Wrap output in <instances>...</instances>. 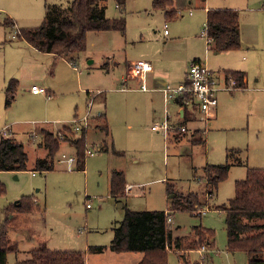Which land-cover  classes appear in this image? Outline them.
Instances as JSON below:
<instances>
[{"label": "rangeland", "instance_id": "obj_1", "mask_svg": "<svg viewBox=\"0 0 264 264\" xmlns=\"http://www.w3.org/2000/svg\"><path fill=\"white\" fill-rule=\"evenodd\" d=\"M46 1L0 0V47L6 45H2L5 39L8 48L25 44L18 38L11 39L15 26L4 24L6 17H12L17 26H38L45 18ZM173 2L171 7L176 8L177 14L166 17L163 9L154 7L153 0H126L124 10L115 0H107V16L125 14V34L119 30L88 31L87 46L77 57L76 69L59 58L46 79L40 78L42 73L37 69L20 67L27 85L34 82L55 91L49 102L27 96L15 103L20 113H15L17 121L11 131L24 143L29 166L47 154L46 148L38 145L39 136L35 133L38 126L58 130L89 112L85 129L87 147L95 153L87 154L85 168L78 169L75 162L68 160L76 155L75 146L63 141L55 157V169L51 171L0 170V181L6 186L5 193L0 194V225L10 217L9 236L18 246L8 253L7 264H16L18 259L29 255L30 249L42 244L53 249L82 250L86 264H137L143 258L142 251L117 252L107 248L95 253L88 251V246H109L114 235L112 227L124 219L127 208L167 209L171 201L168 185L184 196L195 193L205 203L203 209L198 207L202 213L187 209L170 211L174 237L193 236L195 225L215 231L214 247L205 244L209 259L202 256V244L201 248L188 251L168 249V264H186L180 253L200 264H248L244 251L228 249L225 213L218 206L235 195V182L246 177L249 167H264V0ZM223 7L239 11L242 46L214 52L208 48L203 34L207 10ZM165 22L169 35L164 34ZM17 52L9 49V55L14 57ZM196 57L216 73L219 69L245 70L247 86L219 91L217 115L209 126L199 123L194 112L188 131L172 130L165 137L162 131L151 127L157 119L164 118L165 97L152 90L155 85L152 78L148 80L149 90L143 91L139 80L128 73L129 64L138 59L151 61L153 75L167 74L170 82L177 84L183 77L182 71ZM2 60L0 89L6 78ZM14 77L20 80L19 92L21 79ZM92 95L96 99L93 104L89 101ZM168 103L171 113L174 102ZM102 110L106 113L109 134L100 128L106 122L105 116L99 121ZM179 120L177 115L176 121ZM201 137L204 142H198ZM104 140L108 150L99 149ZM113 148L124 155H117ZM230 150L238 153L233 160L230 158L228 176L216 189L212 188L205 168L208 164L225 163ZM237 158L241 162H235ZM70 164L72 167H68ZM112 169H122L130 184V190L126 186V194L120 198L111 194ZM23 195L35 197L41 209L11 217L5 208Z\"/></svg>", "mask_w": 264, "mask_h": 264}, {"label": "trees", "instance_id": "obj_2", "mask_svg": "<svg viewBox=\"0 0 264 264\" xmlns=\"http://www.w3.org/2000/svg\"><path fill=\"white\" fill-rule=\"evenodd\" d=\"M107 0H66V2L46 1V14L42 23L34 27H16L12 17H6L4 24L15 26L17 38L26 40L38 50L54 53L57 57H66L73 64L79 54L86 49L88 31L119 30L125 34L127 18L125 14L109 17L106 13ZM119 8L125 9L126 0H115ZM173 0H153L155 8H161L166 17L176 16V8L171 6ZM171 7V8H170ZM239 11L235 8H210L207 10L206 29L211 41L209 49L214 52L239 49L242 45L240 33ZM236 79V88H243L245 72L243 70H227ZM19 88V80L10 78L5 87L6 105L10 106ZM89 92V91H88ZM182 103V98L177 104ZM185 107L183 118L179 124H187L193 118L194 111ZM104 117L101 114L98 118ZM98 121V122H99ZM106 121V118H105ZM73 123H67L58 130L38 126L35 129L39 136L38 145L46 148L45 157H38L33 166H29V154L22 141L14 135L0 133V170L19 172L31 169L47 172L55 169V157L63 141H69L76 148V168L84 169L86 162V132L77 133ZM100 124V123H98ZM99 126V125H98ZM100 127V126H99ZM102 128L109 134L107 121ZM180 132V131H179ZM198 142H204L201 137ZM100 150H108L104 140ZM240 151V150H239ZM113 152L123 155L124 152L113 148ZM238 151L230 150L228 158L222 164H208L206 177L212 188H217L220 181L228 176L231 159ZM231 158V159H230ZM235 162L241 160L237 158ZM111 194L116 198L124 196L127 186L125 172L113 169L111 173ZM6 186L0 181V194L5 193ZM170 206L165 210H135L127 208L124 219L113 225V238L109 246L90 245L95 253H102L107 248L112 251H142L143 258L137 264H168L167 251H188L215 245V231L211 228L195 225L192 235L173 236L170 226V211L187 209L194 213H202L198 207L204 202L195 193L184 196L168 185ZM211 195V193H210ZM41 205L32 195H23L5 208L6 213H31L40 210ZM203 209V208H202ZM225 213L227 229V247L230 251H244L248 256V264L264 262V167H249L245 178L235 182V195L218 206ZM197 211V212H196ZM198 213V214H199ZM10 217L0 225V264H7L8 253L18 249L17 243L9 236ZM192 236V237H191ZM203 244V245H202ZM186 264H200L190 261L184 253H180ZM16 264H86L85 252L82 250H61L50 248L46 244L29 250L27 257L18 259Z\"/></svg>", "mask_w": 264, "mask_h": 264}, {"label": "built area", "instance_id": "obj_3", "mask_svg": "<svg viewBox=\"0 0 264 264\" xmlns=\"http://www.w3.org/2000/svg\"><path fill=\"white\" fill-rule=\"evenodd\" d=\"M164 27V32L165 34H167V22L165 23ZM203 34L207 37V43H209L211 39L208 36L206 28L204 29ZM12 37H17L16 30H14ZM152 69L153 66L150 61L145 59H138L129 64L128 73L130 74V76L135 77L139 80L142 90H147V77ZM186 78L187 79L185 82L180 83L175 87H172L170 85H166L164 87L166 101H175L179 100V98H182V103L179 104L182 107V115L184 116L185 107H187L188 110L191 109L194 112H197V118L199 122L205 124L206 126H209L211 124L212 118L215 115V110L218 105L217 79L212 69L208 67L203 62V60H193L190 62L187 68ZM226 87L230 90L235 89L236 79L233 76L229 75L228 77H226ZM31 90L34 93L46 94L47 97L51 96L46 87L40 86L38 84H33ZM89 101L91 102V104H93L94 96ZM180 113L181 112H178L179 118ZM88 115H91V113L89 112L83 117L77 118L73 122L72 126L75 132L81 133L83 130L87 129L89 120ZM151 127L155 131H162L165 134V137H167L172 130L180 132L189 130L187 124L181 125L176 122L175 125L171 120L170 113L167 111V109L165 110L163 120L156 121ZM94 153L95 150L93 148H86V155ZM62 160L63 159H59V161ZM68 160L70 162H76L77 157L75 155L73 157H69ZM68 167H72V165L70 164L68 165ZM171 219L172 217H169L168 220L171 221ZM201 249H205V246H203ZM260 264H264V262H261Z\"/></svg>", "mask_w": 264, "mask_h": 264}, {"label": "crops", "instance_id": "obj_4", "mask_svg": "<svg viewBox=\"0 0 264 264\" xmlns=\"http://www.w3.org/2000/svg\"><path fill=\"white\" fill-rule=\"evenodd\" d=\"M165 23H164V25H165ZM16 27H17V24H16ZM164 29H165V27H164ZM240 33H241V27H240ZM164 34H165V32H164ZM169 34H170V32L168 31V33L165 35H169ZM11 39L12 40L17 39V37L16 38L12 37ZM23 41L25 43L23 45H18L16 48H8V46H7L8 43H7V40L5 39L4 43H2V45H4V44H6V45L0 47V49L2 50L1 52L3 53V55H0V56H2V57H0V60L3 59L2 61H3L4 66L6 68V71H5L6 72V78L3 81V87H1V89H0L1 90V92H0V133L4 134V135H14L15 136V134H14L15 132L11 131V129L13 128L14 121H17V119L15 118V113H17V114L20 113L19 109L15 106L16 105L15 103H17V101L19 103L20 99H22L23 97L29 96V97H34V98L40 97V98H43L49 102L52 100L53 93H55V91L52 90L51 88L50 89L47 88L48 92L51 94L50 97L45 96L43 93H34L31 90V87L33 84H37V83L33 82V84H31V86L27 85L28 82L24 78L23 74L20 72V67L25 66V67H28L31 69H37V70L41 71V73H42L40 76L41 79H46L45 77L48 74L50 67L55 65L56 60L59 58L68 61L71 64V66L73 67V69H76V66L73 64V62L69 61L66 57H57L54 53L40 51L36 47H34L32 44H30L28 41H26V40H23ZM208 48H209V46H208ZM9 49H16L18 51L15 57L12 54L9 55ZM4 56H5V58H4ZM193 60H202V59L196 57ZM9 64H11L12 66H10ZM152 66H153V69L148 74L147 81L150 78L153 79L152 81L155 85L153 86L152 90L155 92H160L162 94L163 99L165 97L164 86L163 87H157L156 86L157 80L166 81L167 85L175 87L178 84L185 82L187 79L186 78L187 69L182 71L183 77L180 78V80L178 81L177 84H174V83L170 82L171 81L170 76L167 74L157 73V74L153 75V72H154L153 63H152ZM7 70H8V72H7ZM227 70H231V69H224V70L219 69V71L217 73L215 72L214 69H212V71H213V73L217 79V83H218V85H217V87H218V90H217L218 105L216 107L215 115L212 118V120L217 115V109L219 106V94H220L219 91L230 90L226 87V72H227ZM243 71L245 72V82L247 84L248 83L247 72L245 70H243ZM14 76H17L21 79L22 88L19 92H18V90H19V88H18L12 104L10 106H7L6 105L5 87L7 85L8 80L10 79L9 77L13 78ZM14 78H16V77H14ZM174 82H176V79ZM246 84H245V86H247ZM19 87H20V80H19ZM236 89H238V88H236ZM148 90H149V86H148L147 90H143V91H148ZM233 90H235V89H233ZM233 90H230V91H233ZM99 94L102 95V97H103L102 100H104L105 96H104L103 92H100ZM88 95L89 96L91 95V91L88 92ZM95 101H96V99L94 98V102ZM165 101H166V97H165ZM173 102H174V106H173L172 112L171 113L169 112V103L167 101H166L165 110L167 109V111L170 113L171 120L174 123H176V122H179V121H176L178 112H181L179 119L183 118L182 111H181L182 107L179 104H177V100H175ZM23 110L25 111V108ZM102 113H103V116H105V118H106V113L104 110H102ZM106 121H107V118H106ZM156 121H161V120L157 119ZM199 123H201V122H199ZM107 124H108V122H107ZM187 125L190 129V126L188 123H187ZM198 127H201V126L199 125ZM193 130H194V128L191 129V131H193ZM109 132H110V129H109ZM117 155H119V154H117ZM127 186H128V189L130 190V188H129L130 184L129 183H127ZM94 245H97V244H94ZM89 246H88V251L90 250ZM208 250L209 249L207 247H205V249H201V251L203 252L202 256L204 257V260L209 259V258H206V253L208 252Z\"/></svg>", "mask_w": 264, "mask_h": 264}, {"label": "water", "instance_id": "obj_5", "mask_svg": "<svg viewBox=\"0 0 264 264\" xmlns=\"http://www.w3.org/2000/svg\"><path fill=\"white\" fill-rule=\"evenodd\" d=\"M167 85L166 81H162V80H157V87H165Z\"/></svg>", "mask_w": 264, "mask_h": 264}]
</instances>
